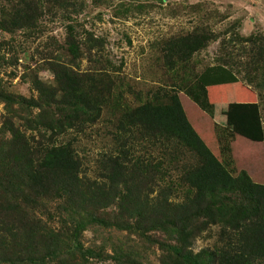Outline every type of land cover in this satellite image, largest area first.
Masks as SVG:
<instances>
[{
  "label": "rangeland",
  "instance_id": "rangeland-1",
  "mask_svg": "<svg viewBox=\"0 0 264 264\" xmlns=\"http://www.w3.org/2000/svg\"><path fill=\"white\" fill-rule=\"evenodd\" d=\"M35 1L36 22L13 27L7 19L19 1L0 0V90L13 98L0 99V158L8 152L29 158L53 144L75 148L87 195L82 216L99 214L112 224L135 227L88 224L81 240L101 257H89L86 264H183L166 246L179 234L162 227L153 209L173 207L194 194L183 175L197 158L153 137L127 114L176 94L186 119L232 176L264 184V0ZM195 36L205 38L204 45L191 53ZM68 40L78 43L76 57ZM223 63L238 81L208 87L212 108L205 110L186 89L207 66ZM50 64L88 79L83 88L88 103L62 126L55 124L72 96L62 91ZM48 92L50 106L30 105ZM122 148L127 182L112 196L110 157ZM77 189L46 194L22 209L31 219L58 227L71 218L67 213L79 216ZM221 195L227 208L213 205L214 220L199 218L188 231L185 245L193 253L238 256L246 244L244 226H252L251 219L244 223L233 215L238 194ZM4 204L0 198V216L13 218L21 231Z\"/></svg>",
  "mask_w": 264,
  "mask_h": 264
},
{
  "label": "trees",
  "instance_id": "trees-1",
  "mask_svg": "<svg viewBox=\"0 0 264 264\" xmlns=\"http://www.w3.org/2000/svg\"><path fill=\"white\" fill-rule=\"evenodd\" d=\"M18 1L20 6L13 9L7 22L13 27L33 25L39 14L36 1ZM204 39L202 36H195L189 43L188 50L192 53L200 49L204 45ZM67 44L68 51L76 57V52L80 51L78 43L68 40ZM50 65L57 80L63 85L62 91L72 96V100H65L63 112L55 124L62 126L63 123H70L69 115L75 117L74 112L82 111L83 106L88 103L83 91L88 79H83L62 64ZM236 81L237 76L228 64H215L207 66L186 91L203 109L211 110L207 88ZM37 89L40 92L47 91L43 86H38ZM0 99L13 101L2 90ZM42 104L51 105L49 92L39 103L31 102L30 105L38 107ZM127 116L153 137L160 136L164 142H170V147H183L197 158V162L188 167L183 175L186 184L194 189V194L173 207L165 204L153 209L162 227H170V233L179 234L175 244L166 245L174 258L183 264H210L212 260L220 264H250L257 260L264 264V184L253 182L246 175L237 178L232 176L227 165L214 156L186 119L176 94L165 102H145ZM119 152V155L110 157L112 163L107 174L112 196L118 193L116 191L120 185L127 182L124 165L120 162L127 152L123 148ZM77 156L73 146L63 143L41 147L38 155L29 158L23 155L11 156L9 152L0 158V198L7 206L8 213L16 216L18 225L22 228L21 231L16 228L13 218L6 216L4 219V216H0V264H86L89 257L100 256L95 249L84 247L82 232L91 223H112L100 218L99 214L82 216L87 195L79 177L80 162ZM73 188H78L76 195L80 196L81 211L78 210L77 218L73 215L74 212L67 213L71 218L62 219L58 227L31 219L22 209L26 204L36 205L38 198L46 197V194L58 191L66 193ZM222 192L238 194V202L232 207L233 215H241L244 223L250 218L253 223L252 226H244V232L248 233L246 244L244 243L238 256L231 254L218 258L216 252L193 253L185 245L188 231L191 233L193 223L199 218L214 220L213 205L219 204L220 210L227 208L228 204L222 203ZM112 225L117 229H135L134 226L121 222Z\"/></svg>",
  "mask_w": 264,
  "mask_h": 264
}]
</instances>
